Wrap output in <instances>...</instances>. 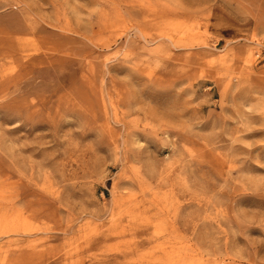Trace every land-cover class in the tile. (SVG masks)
Wrapping results in <instances>:
<instances>
[{"label": "rangeland", "instance_id": "374dc122", "mask_svg": "<svg viewBox=\"0 0 264 264\" xmlns=\"http://www.w3.org/2000/svg\"><path fill=\"white\" fill-rule=\"evenodd\" d=\"M0 264H264V0H0Z\"/></svg>", "mask_w": 264, "mask_h": 264}]
</instances>
